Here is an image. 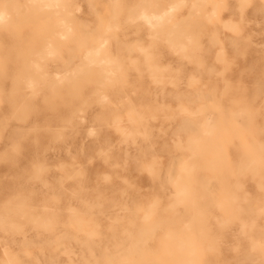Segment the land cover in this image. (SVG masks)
<instances>
[{"label": "rangeland", "instance_id": "obj_1", "mask_svg": "<svg viewBox=\"0 0 264 264\" xmlns=\"http://www.w3.org/2000/svg\"><path fill=\"white\" fill-rule=\"evenodd\" d=\"M41 1L0 0V264H264V0Z\"/></svg>", "mask_w": 264, "mask_h": 264}, {"label": "bare ground", "instance_id": "obj_2", "mask_svg": "<svg viewBox=\"0 0 264 264\" xmlns=\"http://www.w3.org/2000/svg\"><path fill=\"white\" fill-rule=\"evenodd\" d=\"M33 1V0H32ZM43 2H46L48 5H61V6H63V7H65V3L63 2V0H42ZM41 1V2H42ZM155 2V1H154ZM61 3V4H60ZM150 3V1H147V3H145V0H141L140 1V4H139V9L138 10H132V11H130V12H128V13H126L125 15H124V18H123V20L124 21H133V20H137V21H140V22H142V23H144L145 24V26H147L150 30H152V31H159V29H160V24L161 23H163L164 22V20L166 19L165 17H166V15L168 14V12L169 11H171V9H173L172 7H169L168 9H162V10H159V9H161V8H159L158 6L155 8L154 6H153V3L151 4H149ZM114 6L116 7H119L120 6V3H119V1H117V0H114ZM175 5V4H174ZM47 6V5H46ZM78 7V6H77ZM5 8V7H4ZM4 8L3 9H1V10H3V11H1L0 10V22H2V21H5V20H9L10 19V11H9V8H8V11L7 10H4ZM79 8V7H78ZM174 8H176V7H174ZM119 9H120V7H119ZM115 12V11H114ZM117 18V17H116ZM115 18V19H116ZM115 21V20H114ZM119 23V21L118 22H115V26L117 27V24ZM181 23V22H180ZM60 27H62L61 25H60ZM61 29V28H60ZM68 29H69V27H68ZM148 29V30H149ZM64 30V29H63ZM56 31V30H55ZM62 31V30H61ZM170 31V30H169ZM177 31V30H176ZM59 32V31H58ZM64 32H65V30L63 31V34H64ZM178 32V31H177ZM180 32V31H179ZM179 32H178V34H179ZM66 33V32H65ZM181 33V32H180ZM175 34H177V33H175ZM65 35V34H64ZM170 35V34H169ZM173 36V35H172ZM172 36H170V38L172 37ZM179 36V35H178ZM186 36V35H185ZM167 37H168V35H167ZM183 37V36H182ZM174 38V36L172 37V39ZM184 38H186V37H183V39ZM99 41H100V45L97 47V48H91V49H89L87 52H85V60L86 61H88L89 62V64L88 65H84V66H86L87 68L89 67V65L91 64V63H94L95 65H97V66H99V72L100 73H103L102 74V76H106V77H104V78H107V76H108V74H112V73H114L115 72V68L116 67H118L117 65H118V61L120 60V57H119V53L116 51V52H112L111 51V49H110V46H109V44H108V41H107V38H106V36L105 35H101L100 37H99ZM165 41V40H164ZM167 41H169L171 44V46H172V48H174V52L175 53H177V54H180L181 56H185L186 55V52L184 51V44H182V43H178L177 42V44H176V46L177 47H175L174 46V44H172V40L170 41V39L169 40H167ZM187 41H188V38H187ZM190 41V40H189ZM62 43V42H61ZM139 50H140V52L141 53H143V54H145L146 55V57L147 56H151L152 54H153V52L152 51H149V50H147L146 48H143V47H140L139 48ZM41 51H43V52H45L46 54H52V52L54 51V49L53 48H46V49H43V50H41ZM41 51L39 52V51H37L36 53H41ZM108 54H112V56H107ZM31 55V54H30ZM38 58H39V56H38ZM148 60V59H147ZM29 62H30V60H29ZM120 65V64H119ZM31 67V66H30ZM36 69H35V71H39L40 73L38 74V72H36L38 75V77L39 78H45V77H47L48 76V74H47V71H42V69H44V64H39V63H35V66H34ZM89 69V68H88ZM167 69V67L166 66H160V67H158V65L156 66V67H154L153 69H152V73L153 74H157L156 72H162V71H165ZM31 70V69H30ZM45 70V69H44ZM24 74V73H23ZM55 74V73H54ZM60 74H62V73H60ZM59 74V75H60ZM28 75V74H27ZM58 76V75H57ZM56 75L54 76V77H57ZM70 76H67L66 74H62L61 76H58V78H59V80H65V79H67V78H69ZM74 77V76H73ZM107 80H108V78H107ZM100 81V80H99ZM98 81V82H99ZM30 82H31V80H30ZM102 82V81H101ZM100 82V83H101ZM55 83V82H54ZM99 83V84H100ZM98 84V85H99ZM53 85V84H52ZM80 88V87H79ZM95 92V91H94ZM102 99V98H101ZM207 100V99H206ZM84 102V101H83ZM186 115V114H185ZM193 118V117H192ZM82 119V118H81ZM186 119V118H185ZM189 119V118H188ZM187 125V124H186ZM186 127V126H185ZM194 128V127H193ZM201 129H202V127H200ZM205 128V127H204ZM199 130V129H198ZM202 132H203V130H202ZM194 133H196V132H194ZM201 133V132H200ZM201 134H203V133H201ZM196 136V135H195ZM172 141V140H171ZM174 143V142H173ZM220 156V155H219ZM181 159V158H180ZM181 161V160H180ZM218 161V160H217ZM248 166H250V165H252V161L251 160H249V161H247V163H246ZM173 170V169H172ZM174 171V170H173ZM37 172V171H36ZM261 178H263L264 179V173H263V175L261 176ZM196 183V182H195ZM264 182H260V184H262V185H264L263 184ZM183 192V191H182ZM226 200H227V194H225V193H222V196H221V203H222V207L224 208V206H225V204H224V202H226ZM173 208V207H172ZM145 217V216H144ZM149 218V217H148ZM2 221V220H1ZM5 222V221H4ZM222 225H224L225 223H221ZM13 225V224H12ZM11 225V226H12ZM19 226V225H18ZM129 235V234H128ZM133 236V235H132ZM136 237H137V235H136ZM129 238V237H128ZM149 241V240H148ZM147 241V242H148ZM148 244H149V242H148ZM147 244V245H148ZM201 244V243H200ZM146 245V244H145ZM150 245V244H149Z\"/></svg>", "mask_w": 264, "mask_h": 264}]
</instances>
